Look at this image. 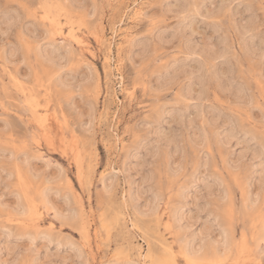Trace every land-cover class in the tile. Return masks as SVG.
Here are the masks:
<instances>
[{"label":"rangeland","instance_id":"374dc122","mask_svg":"<svg viewBox=\"0 0 264 264\" xmlns=\"http://www.w3.org/2000/svg\"><path fill=\"white\" fill-rule=\"evenodd\" d=\"M263 230L264 0H0V264H264Z\"/></svg>","mask_w":264,"mask_h":264},{"label":"bare ground","instance_id":"6f19581e","mask_svg":"<svg viewBox=\"0 0 264 264\" xmlns=\"http://www.w3.org/2000/svg\"><path fill=\"white\" fill-rule=\"evenodd\" d=\"M112 6V5H111ZM136 12V11H135ZM52 14V13H51ZM57 19V18H56ZM60 25V24H59ZM56 26V25H55ZM98 28V27H97ZM111 29H112V27H111ZM62 30V29H61ZM105 30V29H104ZM70 35H72L71 33H70ZM103 35V34H102ZM73 37H74V35H73ZM75 39V38H74ZM71 40H73L72 38H71ZM70 41V40H69ZM85 41V40H84ZM82 42H83V38H82ZM123 44V43H122ZM105 45V44H104ZM106 46V45H105ZM80 47H81V45H80ZM86 47V46H85ZM83 48V47H82ZM50 123V122H49ZM62 127V126H61ZM78 155V154H77ZM82 171V170H81ZM80 174V173H79ZM42 198V197H41ZM46 201V200H45ZM35 211V210H34ZM174 214V213H173ZM42 215V214H41ZM40 217V216H39ZM51 224V223H50ZM176 227V226H175ZM264 231V230H263ZM261 235V234H260ZM226 236V235H225ZM263 236V235H262ZM57 238V237H56ZM165 249V248H164ZM166 250V249H165ZM226 250H227V248H226ZM187 252H189V251H187ZM199 252V251H198ZM205 252V251H204ZM190 253V252H189ZM189 253H187V254H189ZM201 253V252H200ZM200 253H198V255H201ZM223 253V252H222ZM172 255V254H171ZM197 254H195L194 255V253H193V255H189L188 256V259H187V261H188V264H203L202 263V261L204 260V259H202L201 257H199ZM207 255V254H206ZM223 255H224V253H223ZM202 256H205L204 254L202 255ZM208 257V256H207ZM219 257V256H218ZM162 258V257H161ZM165 258V257H164ZM169 258V257H168ZM171 259V258H170ZM212 259H213V257H212ZM163 259H161V261H162ZM169 260V259H168ZM165 263V262H164ZM163 263V264H164ZM166 264V263H165ZM167 264H169L168 262H167Z\"/></svg>","mask_w":264,"mask_h":264}]
</instances>
